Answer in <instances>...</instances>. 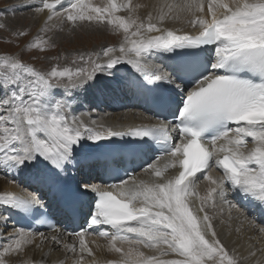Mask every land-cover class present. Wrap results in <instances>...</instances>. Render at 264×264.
<instances>
[{
  "label": "snow or ice",
  "instance_id": "obj_1",
  "mask_svg": "<svg viewBox=\"0 0 264 264\" xmlns=\"http://www.w3.org/2000/svg\"><path fill=\"white\" fill-rule=\"evenodd\" d=\"M19 7L47 12L43 32L60 27L52 23L59 20L73 27L106 24L124 35L118 47L75 57L74 67L41 71L19 57L0 56V170L27 173L54 186L60 210L71 220L86 208L89 226L67 232L49 224L50 233H45L13 225L0 244V264H10L7 258L26 246L42 248L47 241L76 255L75 264H84L85 254L94 255L86 239L92 235L119 254L120 260L109 264H240L217 236L208 209L227 201L231 192L247 201L252 212L264 215V0H208L210 20L196 16L204 12L205 0H184L161 6L156 23L149 14L146 24L131 15L135 9L130 0L119 5L116 0L103 5L92 0H24ZM122 11L129 15H117ZM182 14L193 17L188 23L198 34L163 27L169 19L181 20ZM47 44L37 36L29 47L45 51ZM209 46L212 55H202ZM158 56L172 63H157ZM118 66H130L129 74L118 76ZM56 89H64L65 96L78 90L93 98L117 89L144 91L160 104L168 101L163 93H172L179 103L171 112L173 119L157 117L153 126L116 130L74 116L69 101L56 98ZM126 137L128 151L157 153L141 171L161 182L137 183L136 173L125 172L128 179L120 183H62V174L79 164L81 153L99 152L109 148L102 142ZM165 156L169 162L158 168L156 161ZM97 164L108 170L122 165L123 158L105 157ZM169 168L179 169L178 174L163 179ZM214 168L222 170L218 178L210 174ZM130 180L133 186L125 187ZM200 180L209 185L204 195L196 190ZM192 197L198 207L191 205ZM0 209L8 210L0 211L2 237L13 215L40 217L35 222L44 224L49 204L39 190H30L20 196L0 194ZM72 237L78 245L68 242ZM141 247L158 254L145 256ZM172 255L178 258L163 259ZM39 264H46V258Z\"/></svg>",
  "mask_w": 264,
  "mask_h": 264
},
{
  "label": "bare ground",
  "instance_id": "obj_2",
  "mask_svg": "<svg viewBox=\"0 0 264 264\" xmlns=\"http://www.w3.org/2000/svg\"><path fill=\"white\" fill-rule=\"evenodd\" d=\"M11 2L16 8H18L19 5H21L24 2V0H8L7 3H11ZM34 2L36 4H39L40 0H34ZM183 2L184 0H130V6L135 9V11L131 13V15L133 16V18H138V22L142 21L146 24L148 22L147 17L149 14H151L154 17L152 22L156 23L155 17L157 16L158 10L160 9L161 6L166 4L183 3ZM207 2L208 0H205L204 12L196 13V16L210 20L211 17L207 11ZM225 2H227V0H225ZM92 3L94 5H103L107 3V0H92ZM116 3L118 5L129 4V0H116ZM33 14L35 13L33 12ZM117 15L122 17H127L129 15V12L122 11L120 13H117ZM46 17H47V12L37 13L36 15H34L33 18L34 21L33 22H31L32 20L30 21L32 23L31 26L33 25V23L42 26L44 20H46ZM191 19H193L191 15L182 14L181 20L174 22L171 19H169L164 23L163 27L170 28L173 30L179 29L182 30V32H186L189 34H198V29L191 27L190 24L188 23V21ZM54 21L60 23L59 20H54ZM22 24L24 23L22 22ZM79 24L85 26H82L84 28L81 29V31L73 34V36L76 38L75 40L76 42L75 45L72 46L77 45L79 47L77 54H79V52L82 53L80 51L81 49L86 50L83 51V54H88L93 49H95L94 51H92L93 54L99 53L106 47H118L119 44L122 42V40L111 42L112 36L110 35L108 28H106L107 26L106 24L101 25L95 22L93 23L83 22V23H78V26ZM63 25L69 26L70 23L65 21ZM155 34L156 33H152L151 35H155ZM84 35L87 36V39L85 38ZM123 35H122V39H123ZM62 37L64 39L66 38V36L64 35H62ZM113 39L115 40V38ZM92 41L96 43L97 50L96 47H93L94 45ZM105 42H108L106 43L107 45L104 44ZM66 45H70V44L66 43ZM118 54L119 53H116V55ZM156 62L166 65L172 63V61H168V59H166L163 56L156 57ZM118 67L120 69V71L117 73L118 76L124 77L129 74L128 70L130 69V66H118ZM105 79L108 78L105 77ZM136 91L137 90L117 89L114 92H107L103 95L96 93L95 98H93L92 93H88L90 94V96H88V98H84V100L81 101L78 100V97H80L81 94L86 95V93L82 91L71 90L70 93L67 96H65L64 90L57 89L55 90V94L57 99H67L71 104L70 111L72 112V114L74 116L80 117L88 124H91L92 120H96L98 123L103 124L105 127H112L116 130H128L131 128L140 127L142 126L141 123H146L147 125H152V126L155 125L156 123L154 120L150 118V115L149 117L147 116L149 112L145 110V104L142 102L144 100V97H139L141 96L142 91H138L137 93ZM170 95H171V99L179 100L178 95H174L172 93H170ZM112 102L115 103L118 102L117 108L122 109V111L121 110L116 111L115 109L113 112H111L110 104ZM88 108L90 109L88 110ZM98 109L100 112L98 111ZM102 111L105 114L101 113ZM102 143H105L107 145L111 144L108 141H104ZM249 147H251V144H249ZM101 155H102V150L91 154H88L87 152L81 153V156L79 157V164L75 167L69 166L68 171L65 174H62V177L69 176L70 182L72 184L77 183L80 180H84V179L89 180L92 183L102 184V180L105 174V168L102 165L97 164L98 159L101 161L102 158ZM168 162H169V158L165 157L160 159L158 162H156V166L158 168H163L165 164ZM73 171L76 172L75 175H73ZM178 171L179 169L169 168L168 171L163 174V179H167L171 176L178 174ZM220 172L221 170H217L214 168L210 174L213 177L218 178L221 175ZM25 175L27 176L28 180L23 178L20 181H18L16 180V178L19 177V174L7 173L4 170H0V194L12 193L15 195H23L24 191H30L31 188H33L32 190H34L36 186V190L43 191L42 194H44V196L48 195L49 193V198H53L54 196L53 193L49 192L48 189H47L48 193H46L44 188L42 187V186H47L49 184L39 183L35 180L30 179L27 173H25ZM134 179L137 183H139L140 181H145L148 183L154 181L161 182L158 178H156L154 175H152L149 172H143ZM13 180L15 182H13ZM130 183L131 184L129 185L132 186L131 180ZM28 184L31 187H29ZM51 187L52 189L56 190L54 186ZM208 187L209 185L207 181L200 180L196 190L197 192H199L200 195H204ZM49 198H47V200H49ZM238 199L239 197L235 196L233 193L230 192L228 194L227 201L225 202L217 201L215 208L210 207L208 209L209 215L213 218L212 222L217 232V236L224 245L227 244L226 249L229 252V254L231 251L232 255L238 257L240 259V264H262V262L264 263V231H261V229H264V215H261L260 213H256L254 217L248 215L247 212L241 208ZM229 201L231 202V204L236 205V207L230 208ZM190 202L194 208L198 207L199 205V201L195 197H192ZM137 206H139V204H137ZM0 211H3L5 212V214H7L8 210L0 209ZM220 217H224V219H226L228 223L232 222V225H230L231 231L233 229V223H236L235 233H238L239 235H235V233L231 231L228 232L227 226L224 224L222 225L223 221L219 219ZM245 217H247V219ZM15 222L16 220L13 215L11 221L8 223L9 226H7L6 231H11V228L13 227V225H15ZM60 227L62 229H65L64 224H61ZM237 229H239V231H237ZM65 230L67 232H70L69 229H65ZM45 233H50V232H45ZM260 234L261 237L259 238ZM241 235H242V240L239 241V237ZM249 237L251 238L249 239ZM208 238L211 239V237ZM67 239L68 242L70 243L73 240H76L75 237L67 238ZM86 239L94 255L88 256L87 254H85L84 264H109V262L120 260L119 254L108 251L106 246L107 241L104 240L103 238L97 236H88ZM4 240L5 239L0 240V244L4 243ZM255 241L257 243V247L253 250L251 248L254 247L253 244L255 243ZM39 242H40L39 237H37L36 243ZM76 243L78 245V240H76ZM57 246L60 245L53 244L51 241L45 242L42 248H37L35 247V244H33L31 246H26L25 250L22 253L13 254L7 259H9L10 264H28L29 261H31L32 264H39V262L45 258H46V264H75V260L77 259V256L72 253L66 252L62 246H60L62 247V250L58 251L60 252V255H58L57 252L55 251V248ZM125 247H127V245H125ZM259 247H261L260 248L261 250L258 251ZM140 251L143 252L144 255L148 257L158 254L157 251L149 250L143 247L140 248ZM253 252H255V256L251 255V253ZM175 258L178 257L174 255L169 257H163V259H175Z\"/></svg>",
  "mask_w": 264,
  "mask_h": 264
},
{
  "label": "rangeland",
  "instance_id": "obj_3",
  "mask_svg": "<svg viewBox=\"0 0 264 264\" xmlns=\"http://www.w3.org/2000/svg\"><path fill=\"white\" fill-rule=\"evenodd\" d=\"M7 2L8 0H0V25H3V27H0V56L12 55V56L19 57L22 60V62L29 64L41 71H48L53 66H59L60 68H63L65 66L74 67V65L72 64L73 59L79 56L80 54H83V51H86V50L81 49L80 51L82 53L79 52V54H77L79 47L77 45L72 46V45H75V42H76L75 41L76 38L73 36V34L81 31V29L84 28L82 26H85V25L79 24V26L77 25L73 27V25L70 24L69 26H65L61 23H57L53 21L52 22L53 24L60 25V27H53L50 31L43 32L41 31V29L44 26V23L42 26L37 25L36 23H33V25L31 26L32 24L31 22L34 21L33 20L34 15L37 14L34 10L27 9V8H21V7L16 8L12 4V2L11 3H7ZM33 12L35 14H33ZM25 17L28 19H26ZM20 21H22L25 25L22 24V22ZM101 27H104V26H101ZM61 28L63 30H60ZM90 28H93V27H90ZM106 28H108V31L110 35L112 36L111 42L122 40V35H123L122 31L114 32L112 31L110 26H106ZM19 32H25L26 35L19 36L18 35ZM62 35L66 36V38L64 39ZM37 36H40L43 39L48 41V44L45 46V49H46L45 51H40L38 49L29 47V45L35 42V39ZM60 36L62 37V39ZM84 36L87 39V36L86 35ZM113 38H115V40ZM66 43L70 45H66ZM92 43L94 45L93 47H96V50H97L96 43H94L93 41ZM106 43L108 42H105L104 44ZM94 50L95 49H93L92 51ZM92 51H90V53H92ZM88 96H90V94L88 93H86V95L81 94L80 97H78V100L79 101L84 100V98H88ZM117 104L118 102L117 103L112 102L110 104L111 112H113L115 109L116 111H120V110L122 111V109L117 108ZM89 109L90 108H88V110ZM101 113H103V111ZM28 186L30 185L28 184ZM219 219L223 221L222 225L224 224L227 226V231L228 232L231 231L230 225H232V222L228 223L227 220L224 219V217H220ZM7 226L9 225L7 224L2 229L4 231H3V236L0 237V240L6 239L9 235L10 231H6ZM235 227H236V223H233V229L231 232L235 233ZM235 235H239V234L235 233ZM260 237H261V234L259 235V238ZM250 238L251 237H249V239ZM241 240H242V235L239 237V241ZM255 243L253 244L254 247L251 248L253 250L257 247V243L256 244ZM224 246L227 247V244H225ZM56 248H55V251L57 252L58 255H60V252L58 251L62 250V247L57 246ZM260 248L261 247H259L258 251L261 250ZM230 255H232L231 251H230ZM262 264L264 263L262 262Z\"/></svg>",
  "mask_w": 264,
  "mask_h": 264
}]
</instances>
